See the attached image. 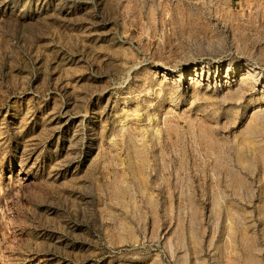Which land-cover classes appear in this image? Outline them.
I'll use <instances>...</instances> for the list:
<instances>
[{
	"label": "rangeland",
	"instance_id": "obj_1",
	"mask_svg": "<svg viewBox=\"0 0 264 264\" xmlns=\"http://www.w3.org/2000/svg\"><path fill=\"white\" fill-rule=\"evenodd\" d=\"M262 39L264 0H0V264H264Z\"/></svg>",
	"mask_w": 264,
	"mask_h": 264
},
{
	"label": "bare ground",
	"instance_id": "obj_2",
	"mask_svg": "<svg viewBox=\"0 0 264 264\" xmlns=\"http://www.w3.org/2000/svg\"><path fill=\"white\" fill-rule=\"evenodd\" d=\"M231 14H232V11H231ZM234 15H235V14H234ZM235 17H236V16H235ZM238 17H239V16H237L236 18H238ZM243 17H244V16H243ZM245 18H246V17H245ZM231 19H232V15H231ZM241 19H242V18H241ZM236 20H239V19H236ZM246 20H247V19H246ZM248 20H249V19H248ZM230 21L232 22L233 20H230ZM249 21H250V20H249ZM244 22H245V21H244ZM244 22H243V23H244ZM246 22H247V21H246ZM247 26H248V25H247ZM234 27H235V26H234ZM254 27H255V26H254ZM254 27H253V28H254ZM256 27H257V26H256ZM256 27H255V28H256ZM242 28H243V27H241L240 30H241ZM250 28H251V27H250ZM250 28H249V30L252 29V28H251V29H250ZM259 28H261V27H259ZM238 29H239V28H238ZM243 29H244V28H243ZM244 30H245V29H244ZM244 30H242V31H244ZM246 30H247V29H246ZM242 31H241V32H242ZM259 31H260V30H259ZM248 32H250V31H248ZM255 32H257V31L254 30V33H255ZM252 33H253V31H252ZM252 33H251V34H252ZM242 35H243V34H242ZM244 35H245V34H244ZM248 35H249V33H248ZM246 36H247V35H246ZM246 36H245V37H246ZM255 36H256V35H255ZM260 36H261V35H260ZM243 37H244V36H243ZM245 37H244V38H245ZM251 37H252V36H251ZM249 38H250V37H249ZM249 38H248V39H249ZM257 38H259V37H256V40H257ZM254 39H255V38H254ZM259 40H260V39H259ZM263 41H264V40L262 39V41H260V43L262 44ZM255 42H257V41H255ZM258 45H259V44H258ZM262 45H263V44H262ZM259 50H260V49H259ZM249 73H251V72H250V71H249V72L247 71V72H245L243 75H247V76H249ZM169 75H170V74H169L168 72H164V73L161 74V76L166 77V78H167ZM182 77H183V76H181L180 78H178L176 81H177V82H178V81H181V80L183 79ZM196 81H197V78H195V77H193V78L190 79V82H191V83H196Z\"/></svg>",
	"mask_w": 264,
	"mask_h": 264
}]
</instances>
